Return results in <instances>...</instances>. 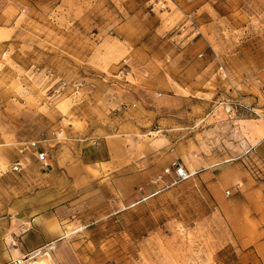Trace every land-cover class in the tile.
I'll return each mask as SVG.
<instances>
[{
  "label": "rangeland",
  "instance_id": "obj_1",
  "mask_svg": "<svg viewBox=\"0 0 264 264\" xmlns=\"http://www.w3.org/2000/svg\"><path fill=\"white\" fill-rule=\"evenodd\" d=\"M263 94L264 0H0L7 264H264V173L227 143ZM112 141L129 165L91 163Z\"/></svg>",
  "mask_w": 264,
  "mask_h": 264
},
{
  "label": "crops",
  "instance_id": "obj_2",
  "mask_svg": "<svg viewBox=\"0 0 264 264\" xmlns=\"http://www.w3.org/2000/svg\"><path fill=\"white\" fill-rule=\"evenodd\" d=\"M258 111H263L264 117V109H259ZM229 117L233 118V114L229 115ZM236 122L238 123V132L229 135L227 143H230L229 145H232V147L234 148H246L247 151L251 152L253 163L257 165L258 168L262 169L264 173V123H260L259 121L248 118L237 119ZM170 124L172 126H177L179 125V122L176 120H172ZM226 125L229 129L232 128L230 122L226 123ZM106 152L108 156L107 159L95 160L91 163L112 164L113 167H115L116 165H120V167L129 165V156L127 155L128 152L126 148L125 151L122 152V150L117 146L116 142L112 141L109 142V144H106ZM174 162V159L163 161L159 168V173H163L166 168L174 165ZM257 194H261L262 196H264L263 192H257ZM261 211H263V208L261 209ZM6 232L7 231H5V229L3 231L0 227V264L9 263L13 259V256H11V254L13 253L12 255H14V252H11L10 254V252L6 249V242L4 241Z\"/></svg>",
  "mask_w": 264,
  "mask_h": 264
},
{
  "label": "built area",
  "instance_id": "obj_3",
  "mask_svg": "<svg viewBox=\"0 0 264 264\" xmlns=\"http://www.w3.org/2000/svg\"><path fill=\"white\" fill-rule=\"evenodd\" d=\"M236 112V111H235ZM40 141H31L27 144L26 150L32 152L34 157L39 161V163L43 166V168L49 167V159L50 155L46 148H42ZM25 163L23 162H17L13 164V166L10 168L9 171L19 173L22 172L25 169ZM2 173V170L0 168V174ZM165 177L170 176L172 181L171 185H176L179 183H182L192 177V174L181 164H174L171 167H168L164 170V175ZM162 177H159V181L162 180ZM230 194V192H228ZM46 250V248L40 249V250H35L31 252L29 255L25 256L23 259H18L13 262V264H19L21 261H28L35 259L36 257L39 256L40 251Z\"/></svg>",
  "mask_w": 264,
  "mask_h": 264
},
{
  "label": "bare ground",
  "instance_id": "obj_4",
  "mask_svg": "<svg viewBox=\"0 0 264 264\" xmlns=\"http://www.w3.org/2000/svg\"><path fill=\"white\" fill-rule=\"evenodd\" d=\"M46 251L47 250H42V251H40V253H42V255H48L47 253H46ZM40 253H39V255H40ZM46 253V254H45ZM33 260V259H32ZM31 260H28V261H24V262H20L19 264H26L27 262H30ZM44 261V260H43ZM18 264V263H17ZM44 264V263H43Z\"/></svg>",
  "mask_w": 264,
  "mask_h": 264
}]
</instances>
